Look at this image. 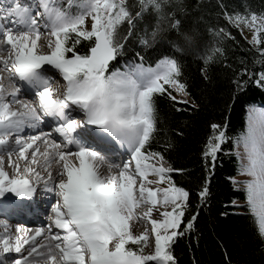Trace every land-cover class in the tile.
Instances as JSON below:
<instances>
[{"label": "snow or ice", "instance_id": "1", "mask_svg": "<svg viewBox=\"0 0 264 264\" xmlns=\"http://www.w3.org/2000/svg\"><path fill=\"white\" fill-rule=\"evenodd\" d=\"M72 3L68 0L62 7L59 0H7L6 6L0 7V20L5 22L0 23V52L7 51L0 55V65L8 72L6 78L0 74V153H7L8 165L18 173L5 172V156L0 154V197L9 199L6 193L33 197L38 185L57 196L46 228L29 231L17 224L15 232L23 234L13 236L7 222L0 221L5 225L0 233V257L10 251L20 253L24 244L29 246L27 254L12 264H175L171 245L193 228L196 216L184 223L189 192L171 175L181 170L166 166L160 152L145 146L156 130L157 94H166L176 103H189L173 95V91L187 95V85L180 80L181 65L175 56L165 55L154 67H145L140 57L139 62L133 59L124 64L123 70H109V62L123 53L125 42L136 34L145 13L163 12L165 0H139L134 14L125 0H76L75 13L68 10ZM87 17L91 18L90 28L85 27ZM167 17V29L158 22L149 33L146 26L141 45L151 46L164 40L166 31L174 30L179 40L169 43L175 52L196 49L198 33L180 31L182 22L174 12H168ZM228 19L238 28L241 24L251 28V42L262 45L259 51L264 54V40L259 38L264 32V14L235 13ZM122 24L127 25L126 35L119 32ZM81 40L92 44L85 54L76 50ZM44 48L48 51H42ZM220 51L209 49L203 63L207 65ZM45 64L58 70L66 82L62 95H54L48 70L42 68ZM244 75L264 86V71L254 74L242 68L238 88L247 83ZM19 82L34 90L35 103L17 98ZM80 113L82 119L72 118ZM45 118L55 122L53 132L38 130ZM86 125L96 127L89 130ZM26 127L36 128L38 134L25 138L22 132ZM226 127L211 125L213 134L202 153L211 158L213 170L217 153L229 139ZM84 132L101 144L127 145L129 160L115 163L106 159L84 141ZM53 133L59 134L61 142L50 139ZM232 140L237 148L243 146V155L238 150L235 155L239 170L251 177L243 181L247 207L264 238V109L253 108L245 130ZM38 141L43 142V151ZM72 145L75 152L70 150ZM14 152H18L17 160H13ZM114 168L118 171L113 172ZM208 192L206 180L198 193L201 203ZM154 212L158 218H153ZM145 220L154 236V251L147 255L141 246L151 243L148 229L136 234L130 223Z\"/></svg>", "mask_w": 264, "mask_h": 264}, {"label": "trees", "instance_id": "2", "mask_svg": "<svg viewBox=\"0 0 264 264\" xmlns=\"http://www.w3.org/2000/svg\"><path fill=\"white\" fill-rule=\"evenodd\" d=\"M125 3L133 14L139 10V0ZM59 4L66 6L68 0ZM75 5L73 0L71 12ZM168 12L181 20L180 31L198 33L196 49L175 52L169 43L179 40L174 30L166 31L162 41L141 45L146 26L149 33L158 22L167 29ZM250 12L264 14V0H165V10L158 14L146 12L137 24L136 34L125 42L123 53L109 63L110 71L123 70L128 61L139 62L142 57L146 67H154L157 60L168 55L175 56L181 65L180 80L187 85L190 103H176L166 94H157L156 130L145 146L146 150L160 152L173 169L181 170L171 175L178 186L189 192L184 223L196 216L193 228L171 245L175 264H264V238L247 207L244 187L233 182L241 171L232 138L245 130L250 107L264 106V86L244 75L247 83L237 87L242 68L254 74L264 71V54L259 51L262 45H254L241 27L228 19L230 14ZM126 29V24L120 25V34L126 35ZM259 38L264 40V32ZM91 46L89 41L81 40L76 50L85 54ZM213 47L221 51L205 65L204 55ZM214 123L227 125L229 139L217 153L213 170L209 166L211 158L206 159L202 153ZM206 180L209 192L201 203L198 193ZM237 202L241 205L237 206Z\"/></svg>", "mask_w": 264, "mask_h": 264}, {"label": "bare ground", "instance_id": "3", "mask_svg": "<svg viewBox=\"0 0 264 264\" xmlns=\"http://www.w3.org/2000/svg\"><path fill=\"white\" fill-rule=\"evenodd\" d=\"M39 44H40V41H38V45ZM42 51L47 52L48 49L44 48V49H42ZM0 55H7V51L0 52ZM42 68H45L46 70H48L47 71V75L50 78L52 87L55 89L54 95H62V93L64 91V88H65L66 82L63 80V78L59 74L58 70H56L52 65H48V64L42 65ZM0 74H2L3 77H5V78L8 76V72L4 71L2 65H0ZM4 82L7 85V80L6 79H5ZM19 83H20V92L18 93L17 98L21 99V100H27V101H29L31 103H35V92H34V90L29 85H27L24 82H19ZM8 99H10V98H8ZM13 107H15V105H13ZM80 115H83V114L80 113L78 116L76 114H73L72 118L73 119H78L77 117H79ZM53 122L54 121L51 118H48V119L45 118L43 123L47 124L46 128L48 129V127L50 125H52ZM85 127L87 129L91 130V129L95 128L96 126L86 125ZM86 133L89 136H85V138L83 137L85 142H92L93 144L99 143L100 145H106V146H109L110 148H112V147L113 148H117L118 146L121 147L119 143H115V142L113 144H101L89 132H86ZM36 134H38V132H36L35 135ZM112 139L114 141V138H112ZM53 140H57L58 143L61 142V140L58 139L57 135L55 137H53ZM37 143H38V146L40 147L41 151H43V148H44L43 142L38 141ZM70 150L75 152L77 150L76 146L75 145L70 146ZM31 151L32 150L30 149L29 150V154H30ZM0 154H3L5 156V163H4L5 172H7L9 175L18 174V173H16V170L12 166L8 165V163H7V153L4 152V153H0ZM17 158H18V152H14L13 153V160H17ZM29 159H30V155H29ZM20 164H21V167H23V161H20ZM52 167H53V171H55L56 165L53 164ZM37 170L41 171V172L45 171L44 167H38ZM105 170H106V167H105ZM116 171H118V169L114 168L113 172H116ZM149 178L150 179H155L154 176H150ZM151 186H156V185H151ZM39 188H40V186H39ZM13 195H15V194L14 193H6V196L9 199H5V197H0V213L1 212L2 213H8L9 216L15 217V218H16L17 214H19V217L32 218L33 217L32 215L25 214L24 212H22L20 210V208L18 206L14 207V208H9L11 205H8V204H13L14 203L13 200H19L20 199L18 197H13ZM48 195H50V193H49V191H46V196H48ZM50 198L53 199L52 203H55V200L57 198L55 191H53V193L50 196ZM50 198L46 199V202H49ZM46 202H45V199H41L39 193L31 201H29V200H23L22 201V205H25L28 210L36 209L39 214H41V213L45 214L46 218H45V221H44V224H43V227H45V228H46L47 224L49 223V219H50V216L52 214L51 213V206L46 205ZM22 205H21V207H22ZM138 211H142V209H138ZM153 218H158L155 212L153 213ZM135 222L136 223L133 226L134 233L139 234V232L144 231L145 229H148V231H149V239H150L151 243H149L148 245H145V247H143V248H144V254H146V255L150 254L152 251H154V236L151 234V231H150L151 230V224L147 220H145L144 222H138V221H135ZM8 230H9V233L11 235H13V236L22 235L23 234V233H19V234L18 233H13L12 229L9 226H8ZM4 231H5V226H3V228L0 230V233H3ZM39 239H40V237H37V241ZM28 247H29L28 245L22 244V248H21V252L20 253H17L15 251H10L8 253H5L2 257H0V261H2L3 264H12V261L14 259H18L21 255H26L27 254ZM149 263H154V262H152V261L147 262V264H149Z\"/></svg>", "mask_w": 264, "mask_h": 264}, {"label": "rangeland", "instance_id": "4", "mask_svg": "<svg viewBox=\"0 0 264 264\" xmlns=\"http://www.w3.org/2000/svg\"><path fill=\"white\" fill-rule=\"evenodd\" d=\"M60 1H61V0H59V3H60ZM75 6H76V5H75ZM68 10L71 11V7H69ZM76 10H77V8L75 7V10H74L72 13H75ZM85 27H86V28H90V27H91V18H90V17H87V18H86ZM240 27H241L243 33H244V34H245L250 40H252V37H253V30H252L251 28H249V27H245L243 24H241ZM145 67H146V66H145ZM173 95L181 96L182 99H186V100H188L189 103H190V99H189L188 95H186V96H182L181 94H177V93H175V91H173ZM253 108H255V109H264V106H253V107H250V109H249V113L253 110ZM237 150L240 151L241 155H243V146H242V145H240V146L237 148ZM164 163H165L166 166H169L167 162L164 161ZM133 166H134V164H133ZM250 178H251V177H249L247 174L241 172V174L235 179V181L240 182V183H238V184L236 183L237 185H240V186H243V187H244L243 181L248 180V179H250ZM160 187H166V185H165V184H161ZM236 205H237V206H240L241 203H240V202H237ZM130 223L132 224V226H134L136 222H135V221H132V222H130ZM141 247H145V245H142ZM149 264H155V262H154V263H149Z\"/></svg>", "mask_w": 264, "mask_h": 264}, {"label": "water", "instance_id": "5", "mask_svg": "<svg viewBox=\"0 0 264 264\" xmlns=\"http://www.w3.org/2000/svg\"><path fill=\"white\" fill-rule=\"evenodd\" d=\"M110 62H111V61H110ZM110 62H109V63H110Z\"/></svg>", "mask_w": 264, "mask_h": 264}]
</instances>
